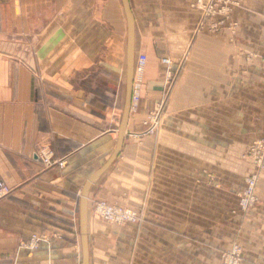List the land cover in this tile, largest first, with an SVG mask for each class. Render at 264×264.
<instances>
[{"label": "crops", "instance_id": "crops-1", "mask_svg": "<svg viewBox=\"0 0 264 264\" xmlns=\"http://www.w3.org/2000/svg\"><path fill=\"white\" fill-rule=\"evenodd\" d=\"M192 1L129 0L135 57L144 53L147 63L134 74L122 149L89 189V264H131L137 236L143 259L147 253L166 264L172 253V264H214L239 231L247 247L242 264H264V173L258 204L241 219L231 214L228 175L219 190L198 181L197 133L187 144L183 134L143 132L164 102V57L181 68L168 104L190 109V125L197 124L193 110L199 107L223 102L220 109L228 111L229 94L245 84L246 53L264 57V26L256 24L264 19V0H234L239 28L253 30L252 38L235 41L226 32L185 40L198 17ZM167 29L176 30L175 37ZM126 50L121 0H0V176L9 188L0 201V264H82V188L117 143ZM247 74L263 86L260 65ZM206 133L213 141V129ZM172 137L176 143L167 148ZM43 151L64 165H44L36 155ZM98 200L134 209L140 227L100 220L93 211Z\"/></svg>", "mask_w": 264, "mask_h": 264}, {"label": "rangeland", "instance_id": "rangeland-1", "mask_svg": "<svg viewBox=\"0 0 264 264\" xmlns=\"http://www.w3.org/2000/svg\"><path fill=\"white\" fill-rule=\"evenodd\" d=\"M234 0H193L190 8L196 10L198 17L194 28L188 33L185 40H194L199 34L216 35L226 32L229 40L243 39L244 37L252 38L253 30H241L239 27V19L233 9L237 7ZM264 18V10L259 14ZM264 20V19H263ZM257 22L259 26H264V21ZM254 24V22H253ZM149 36L155 30H146ZM264 32V30L262 29ZM168 37H175L176 30L167 29ZM241 34V35H240ZM246 34V35H245ZM191 35V36H190ZM248 38V39H249ZM145 56L146 62L141 71H135V76L139 77L147 63V56L144 53L137 55ZM162 63L166 66L165 72V98L160 107L150 114L148 119L144 121L143 132L148 134H183L180 137L188 144V136L190 133H197L196 144L198 147V181L202 179L214 184L215 190H219L225 180H229L230 206L231 214L244 219L258 204L257 187L262 174L264 173V57L256 52H247L243 65V72L251 70L253 64L260 65L262 68L261 82L263 86H259L254 81H249L248 74H245V84L240 83L241 87L235 86V90L229 94L228 111H222L220 105L223 102L214 103L213 108L208 110L203 106L197 110H193L196 116V125L188 122L190 109L176 108L173 109L168 104V99L172 89L174 88L180 73V67H174L169 57H164ZM139 75V76H138ZM136 77V78H137ZM260 82V81H258ZM256 88V90H254ZM233 90V88H232ZM245 94L243 97L242 94ZM256 100V101H255ZM259 100V102H258ZM186 111V113H185ZM193 118V117H192ZM209 120L212 124H205ZM185 122V123H184ZM213 129V141L207 140V130ZM228 134V136H227ZM187 136V138L185 137ZM170 138V137H169ZM224 138V139H223ZM166 140L167 148L174 147L176 142ZM180 142V141H178ZM174 143V144H173ZM195 144V141L192 142ZM170 147V148H171ZM179 148V147H178ZM206 149H211L212 156H204ZM41 160L39 153L36 154ZM52 160H55L52 158ZM43 163V162H42ZM207 164V165H206ZM54 166V165H51ZM206 166L210 167V171H206ZM228 175V178L225 177ZM205 176V179L202 177ZM226 185V181H225ZM217 188V189H216ZM216 193V191H215ZM99 206L117 208L121 211L130 210L135 214V220L108 219L97 210ZM94 214L102 221L111 225L123 228L128 224L138 225L140 227V215L137 211L129 207H123L118 204L108 203L103 200L95 201L93 204ZM240 232V231H239ZM239 232L231 239V242L224 249L219 250L217 257L214 258V264H242L246 255V244ZM35 236V235H33ZM32 236V237H33ZM153 240V238H151ZM32 240V239H31ZM38 239L32 240L31 244L37 246ZM135 248L129 254V262L137 264L140 262L146 264H157L158 260L155 256L144 253L142 257V238H135ZM153 244V241L150 242ZM167 249L170 250L173 242L170 239L165 240ZM140 249V250H139ZM137 250V252H136ZM139 250V251H138ZM174 255L166 253L164 260L166 264H172Z\"/></svg>", "mask_w": 264, "mask_h": 264}, {"label": "water", "instance_id": "water-1", "mask_svg": "<svg viewBox=\"0 0 264 264\" xmlns=\"http://www.w3.org/2000/svg\"><path fill=\"white\" fill-rule=\"evenodd\" d=\"M127 18V50H126V85L125 100L118 128L116 146L108 160L85 182L80 200V228L82 243V264H89L88 239H87V203L88 193L93 182L113 163L120 153L126 133V126L131 109L133 80H134V19L131 13L129 0H121Z\"/></svg>", "mask_w": 264, "mask_h": 264}, {"label": "built area", "instance_id": "built-area-1", "mask_svg": "<svg viewBox=\"0 0 264 264\" xmlns=\"http://www.w3.org/2000/svg\"><path fill=\"white\" fill-rule=\"evenodd\" d=\"M145 62H146L145 56H143V55L139 56L137 58L135 66H134V72L135 71L140 72L142 67L144 66ZM40 156H41V161L46 166L57 165V166L62 167L64 165L63 161L52 160V153L50 151H43V152L40 153ZM8 193H9V188L7 187V185L5 184L4 180L0 176V201L2 199H4ZM97 210H99L105 216V218H108V219L122 220L121 219L122 218L121 213H122L124 220L125 219H127V220H135V214H134V212H132L130 210H125L124 209V211L120 212V209L110 208V207L106 208V206L105 207L104 206H99ZM35 238H36V236H33L32 240L34 241Z\"/></svg>", "mask_w": 264, "mask_h": 264}, {"label": "bare ground", "instance_id": "bare-ground-1", "mask_svg": "<svg viewBox=\"0 0 264 264\" xmlns=\"http://www.w3.org/2000/svg\"><path fill=\"white\" fill-rule=\"evenodd\" d=\"M136 63V62H135ZM134 66H135V64H134Z\"/></svg>", "mask_w": 264, "mask_h": 264}]
</instances>
